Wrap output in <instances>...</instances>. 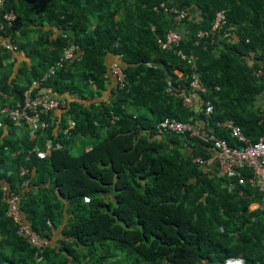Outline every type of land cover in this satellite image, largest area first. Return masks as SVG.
Here are the masks:
<instances>
[{
  "label": "trees",
  "instance_id": "1",
  "mask_svg": "<svg viewBox=\"0 0 264 264\" xmlns=\"http://www.w3.org/2000/svg\"><path fill=\"white\" fill-rule=\"evenodd\" d=\"M163 4L189 9L193 17L173 23ZM4 8L17 13L7 32L19 43L15 52L0 48V92L8 95L0 105L20 100L24 86L17 78L29 83L42 74L68 36L81 59L59 67L45 85L58 94L86 93L88 100L68 106L75 121L69 134L49 126L31 137L26 128L22 146L12 134L4 140L5 125L14 122L3 119L0 184L17 189L22 221L49 240L39 249L16 233L0 189V264H264V189L194 161L209 153L198 137L156 132L169 117L207 123L231 146L238 143L218 120L231 119L252 140L264 135V0H5ZM220 9L226 25L198 39L196 32L209 30ZM170 24L183 35L179 48L197 56L193 71L206 86L201 98L213 106L208 114L203 102L196 110L175 90L165 91L186 84L175 67L192 70L157 43ZM19 51L26 59L10 79L3 59ZM116 53L126 83L111 89L114 99H97ZM102 128L106 135L96 137ZM46 137L61 147L44 157L29 152L34 145L43 149ZM80 137L93 141L73 155L71 143ZM253 200L259 205L251 209Z\"/></svg>",
  "mask_w": 264,
  "mask_h": 264
},
{
  "label": "built area",
  "instance_id": "2",
  "mask_svg": "<svg viewBox=\"0 0 264 264\" xmlns=\"http://www.w3.org/2000/svg\"><path fill=\"white\" fill-rule=\"evenodd\" d=\"M169 11L176 13L177 17L185 15V11L177 8H167ZM4 18L10 16L3 15ZM226 23V17L224 9L216 10L213 21L210 24L209 31L199 30L197 35L202 37L209 33H215L219 31L222 25ZM66 36V34H64ZM181 36L179 33L173 30H168L164 36V39H159L158 43L162 48H174L176 52L186 60L191 67L195 68V56L186 55L181 49L177 48L180 43ZM5 48H10L11 45L6 41H2ZM75 56H79L78 45L67 37L66 43L63 47L62 56L48 68V71L39 79H35L31 84L24 89L20 102H16L14 106L0 107V125L3 118H8L15 124L22 125L24 128H28L29 135L33 137L36 130L43 129L47 126V122L41 117L42 114L50 111L56 107L60 100L56 99L48 92L41 90L40 84L47 78L49 74H52L55 69L63 64L64 60L72 59ZM110 74L114 75L116 81L121 85L124 82V73L121 67L112 62L109 68ZM258 73L260 70L257 71ZM188 75H186L187 77ZM172 84L166 87V91L175 90V95L181 98L183 104L194 105L198 104L197 97L192 96L184 88L172 89ZM190 86L198 91H204L205 87L199 81L195 72L190 75ZM40 88V90L34 91ZM205 107V112L209 113L212 110V105L208 102ZM116 118V117H114ZM73 124V122H71ZM218 125L227 130L231 137L238 142L237 147L230 146L223 138L216 136L212 131L207 130L204 123L194 124L188 121H181L175 118H165L157 124V132L163 133L168 131L175 132H188L189 135L196 136L203 142L210 143L208 156L202 157L198 155L194 157V160L202 165H212L217 167V173L227 177H238L240 184L248 182L250 185L256 186L259 189L264 188V136H260L257 140H251L242 131V129L235 125L231 120L218 121ZM66 132V130H65ZM61 144L59 142L54 143L51 138L45 140V150L38 152L39 154L47 153L51 148H59ZM239 169H244L242 176H240ZM26 172L25 169H21L19 172L22 175ZM2 198L6 204V214L18 223L16 233L23 237L30 245L41 248L47 244V238L39 235L37 232L31 229L29 224H22L18 213L19 195L11 191L9 187L4 184L1 185Z\"/></svg>",
  "mask_w": 264,
  "mask_h": 264
},
{
  "label": "clouds",
  "instance_id": "3",
  "mask_svg": "<svg viewBox=\"0 0 264 264\" xmlns=\"http://www.w3.org/2000/svg\"><path fill=\"white\" fill-rule=\"evenodd\" d=\"M4 5H5V0H0V48H2V49H7V50H9V51H12V52H15V51H17L18 50V41H19V38L18 37H11V36H9V33L7 32V30L12 26V23L17 19V13L14 11V10H12V9H9V10H7V9H5L4 8ZM163 7L165 8V10H166V12L171 16V18H172V20H174L175 22H173V23H178V22H180L181 21V19L182 18H184L185 16H187V18L188 19H190V18H192L193 17V13L191 12V11H189V9L187 10H185L184 8H181L182 10H184L186 13H185V15H183L182 17H177V15H176V13H174L172 10L171 11H169V10H167V8H175L174 6H170V7H165L164 6V4H163ZM178 9V8H177ZM3 15H6V16H10L9 18H4V16ZM215 16V15H214ZM226 17V16H225ZM224 25H226L225 23L222 25V27L224 26ZM221 27V28H222ZM221 28L220 29H218V30H221ZM168 30H173V31H176L177 33H179L180 34V36H181V39H180V43H181V41L183 40V35L181 34V32H179L178 30H176V28L174 27V26H172V24H170L166 29H165V33H164V35H163V38H159V39H164V36H165V34L167 33V31ZM199 31V30H198ZM197 31V32H198ZM207 31H209V30H207ZM197 32H196V36H197V38L199 39L200 37L197 35ZM217 32H219V31H216L215 33H213V34H216ZM62 35H64V34H66L65 32H60ZM212 34V33H211ZM14 36H17L18 35V32H16V31H14V34H13ZM67 35V34H66ZM208 35V34H207ZM68 36V35H67ZM205 36V35H204ZM229 34L227 33V35H223V37L225 38H228L229 39ZM68 38H70L71 40H73L76 44H77V41H75V39H73L72 37H69L68 36ZM159 39H157V43H158V40ZM198 39L195 41V43H197V41H198ZM6 41L7 43H9L10 45H11V47L10 48H5L4 47V45L2 44V41ZM179 43V44H180ZM78 45V44H77ZM158 45H159V43H158ZM160 46V45H159ZM64 47V46H63ZM161 47V46H160ZM162 48V47H161ZM177 48H179V45L177 46ZM162 49H165V48H162ZM167 49H172V50H174V51H176L174 48H167ZM179 49H181V48H179ZM182 50V49H181ZM183 51V50H182ZM78 52H79V56L77 57V56H75V57H73L72 59H68V60H64L63 61V64L61 65V66H59V67H62L63 65H65V63L66 62H69V61H71V60H73V59H76L77 61L78 60H80L81 59V55H82V52H81V50L79 49V45H78ZM184 52V51H183ZM62 53H63V48H62ZM62 53H61V55L52 63V64H50L49 66H48V68L51 66V65H53V64H55V62L62 56ZM177 53V52H176ZM185 53V52H184ZM178 54V53H177ZM186 55H193V54H188V53H185ZM179 55V54H178ZM114 56L116 57V59H113V60H111L109 63H108V69H107V71H106V73L108 74V76L109 77H107V79H106V81H105V84H106V87L102 90V93L98 96V97H101V98H98V99H101V100H105V101H109V100H111V99H114V95L115 94H111L110 93V91H111V89L112 88H114V87H116V88H120V87H124V85H125V83H126V78H125V72H124V70L122 69V66L120 65V63H119V59H120V57H121V54L120 53H116V54H114ZM180 56V55H179ZM181 57V56H180ZM183 59V58H182ZM184 60V59H183ZM197 56L195 57V62L197 63ZM186 61V60H185ZM112 62H116L120 67H121V69H122V71H123V73H124V82H123V84H119L117 81H116V79H115V77H114V75H112V74H110V72H109V68H110V65H111V63ZM188 64V63H187ZM189 65V64H188ZM59 67H57L56 69H55V71L59 68ZM191 67V66H190ZM48 68L46 69V70H44L43 72H42V74H40L38 77H34V78H31V81L29 82V83H27V85H24V89L25 88H27L30 84H31V82L33 81V80H35V79H39L40 77H42L47 71H48ZM192 68V70H191V72L190 73H184L183 72V70L182 69H180L179 67H175L174 68V72L176 73V70H179L180 71V74H177L178 76H181V77H183V79L186 81V84H185V86H181L180 87V85H178V86H175V88H177V87H179V88H184V89H186L187 90V92H189V93H191L192 94V96H194V97H197V99H196V101L198 102V104H196V103H194V105H189V107H194L196 110H198L201 106H202V104H201V102H203L204 104H205V106H204V109H205V107H206V105H207V103H205V101H208L209 102V100H203L202 98H201V95H202V93H204L205 92V90H206V86L203 84V82L201 81V79H200V77H199V74H198V72H196V71H193V67H191ZM195 68H196V66H195ZM55 71L52 73V74H54L55 73ZM258 71V70H257ZM256 71V72H257ZM193 72H195V74L197 75V77H198V79H199V81L203 84V86L205 87V90L204 91H198L197 89H194V88H192L191 86H190V75L193 73ZM52 74H49L48 76H47V78L45 79V80H43L42 81V83L40 84V88H41V90H43V91H46V92H48L50 95H52L53 97H55L56 99H59L60 100V103L56 106V107H54L53 109H51L50 111H48V112H46V113H44V114H42V118L47 122V126H45L43 129H41V130H43V131H45L46 130V128L47 127H49V126H51V127H53V129H54V125L51 123L52 122V118H51V114L53 113V111L54 110H56V109H58L59 107H62V108H64L65 109V111L67 112V109H68V106L70 105L68 102H65V98L63 97V96H61L60 94H58L57 92H54V91H52V90H45L44 89V86H47V85H45V81L49 78V76L50 75H52ZM186 75H188L187 77H186ZM40 88H38V89H36V90H34V91H37V90H40ZM24 89H23V91H24ZM165 91H166V89H165ZM104 92H109V94L107 95V97L106 98H103L102 97V94L104 93ZM167 92V91H166ZM23 93V92H22ZM22 93H21V97H20V100H21V98H22ZM177 96V95H176ZM178 97V96H177ZM180 98V97H179ZM20 100H17V101H15L13 104H11V105H7V104H1L0 105V107L1 106H7V107H11V106H14V104L16 103V102H20ZM180 100H181V98H180ZM182 102V101H181ZM210 103V102H209ZM183 104V103H182ZM211 104V103H210ZM184 105H186V104H184ZM212 105V104H211ZM186 106H188V105H186ZM212 108H213V106H212ZM68 113V112H67ZM210 113V112H209ZM69 114V120H68V122L66 121V123L64 124V125H60V123H59V125H58V127L56 128V129H54L55 131H62L64 134H69V130L71 129V128H73L74 126H75V121H74V119L71 117V115H70V113H68ZM205 114H208V113H206L205 112ZM114 117H116V118H114ZM3 119H8V118H3V116H2V124H3ZM117 119V116L116 115H114L112 118H111V121H114V120H116ZM8 120H10V119H8ZM164 120V119H163ZM225 120H231V119H225ZM11 121V120H10ZM218 121H224L223 119L222 120H218ZM217 121V122H218ZM232 121V120H231ZM71 122H73V124H71ZM188 122H190V121H188ZM217 122H216V125H218L217 124ZM233 122V121H232ZM194 124H197V123H203V122H199L198 120H196L195 122H193ZM1 124V125H2ZM0 125V126H1ZM204 127L207 129V130H210V131H212L210 128H209V126L207 125V123H204ZM206 125L208 126V127H206ZM236 125V124H235ZM218 126H220V125H218ZM238 126V125H237ZM222 127V126H221ZM28 129V128H27ZM103 129V130H102ZM102 129H100L101 131H105V128H102ZM224 129V128H223ZM65 130H66V132H65ZM225 130V129H224ZM227 131V130H226ZM156 132H157V126H156ZM168 132H170V131H168ZM168 132H163V133H158L157 132V134L158 135H162V134H166V133H168ZM213 132V131H212ZM228 132V131H227ZM183 133H185V132H183ZM182 133V134H183ZM214 133V132H213ZM229 133V132H228ZM29 134V133H28ZM215 134V133H214ZM216 135V134H215ZM229 135H230V133H229ZM192 136V135H191ZM217 136V135H216ZM231 136V135H230ZM260 136H264V135H260ZM260 136H258L255 140H257ZM219 137V136H218ZM248 137V136H247ZM47 138H52V137H46L45 138V140L47 139ZM220 138H222V137H220ZM233 138V137H232ZM249 138V137H248ZM234 139V138H233ZM44 140V141H45ZM223 140H225V139H223ZM236 140V139H235ZM252 140V139H251ZM226 141V140H225ZM254 141V140H253ZM227 142V141H226ZM228 143V142H227ZM238 143V142H237ZM209 146H210V143H209ZM209 146H208V150H209ZM231 146V145H230ZM237 146H238V144H237ZM237 146H232V147H237ZM87 147V146H86ZM60 148V147H59ZM52 149V148H51ZM51 149L47 152V153H45V154H39L38 152H43L44 150H45V144H44V148L43 149H41L38 145H34L32 148H30L29 149V152H35L34 154H36L38 157H44L45 155H47L50 151H51ZM198 155H201L202 157H203V154H198ZM198 155H195L194 157H196V156H198ZM194 157H193V160H194ZM195 161V160H194ZM200 165H202V164H200ZM203 166H205V165H203ZM213 166H215L214 164H212V165H206L205 167H210V168H212ZM25 169L26 170V172H23L22 173V175H26L27 174V168H26V166L25 165H21V166H18V168H17V174H18V176H21L22 177V175H20L19 174V172L21 171V169ZM217 170V169H216ZM240 170V169H239ZM241 170H244V169H241ZM227 177V176H226ZM239 183V182H238ZM245 183V182H244ZM248 183V182H247ZM4 184H6V183H1L0 184V189H1V185L3 186ZM240 184V183H239ZM249 184V183H248ZM7 185V184H6ZM26 185V182L25 181H23V182H20V185L18 186V187H23V186H25ZM8 186V185H7ZM251 186H253V185H251ZM9 187V186H8ZM253 187H256V186H253ZM256 188H258V187H256ZM9 189L11 190V191H14V192H16L18 195H19V197H20V194H19V192H17V189H11L10 187H9ZM259 189V188H258ZM264 189V188H263ZM263 189H259V190H263ZM33 190L34 191H36V188L34 187L33 188ZM1 199H2V202L5 204V202L3 201V198H2V189H1ZM19 201H20V199H19ZM85 201L87 202L88 201V199L86 198L85 199ZM253 203H255V205H253ZM259 205V201L258 200H253L250 204H249V207L251 208V209H253V208H256L257 206ZM5 206H6V204H5ZM6 211H7V207H6ZM18 213H19V203H18ZM7 215V214H6ZM19 216H20V213H19ZM10 218H12V217H10ZM20 220H21V223L22 224H25L23 221H22V219H21V216H20ZM14 221V220H13ZM14 223H15V225H16V228H17V225H18V223H16L15 221H14ZM26 224H28V223H26ZM30 226V225H29ZM32 229V228H31ZM33 230V229H32ZM35 231V230H34ZM36 232V231H35ZM38 233V232H37ZM39 235H40V233H38ZM42 236V235H41ZM44 237H46V236H44ZM23 238V237H22ZM47 238V237H46ZM48 239V238H47ZM49 240V239H48ZM48 240H47V242H48ZM52 242H53V240H52ZM29 244V243H28ZM32 246V245H31ZM235 264H244V262H243V260H237L236 262H235Z\"/></svg>",
  "mask_w": 264,
  "mask_h": 264
},
{
  "label": "crops",
  "instance_id": "4",
  "mask_svg": "<svg viewBox=\"0 0 264 264\" xmlns=\"http://www.w3.org/2000/svg\"><path fill=\"white\" fill-rule=\"evenodd\" d=\"M12 58L13 59H10V61H9V58L3 59V63L4 64H8V65L11 66V72L12 73H11V78L10 79L17 78V76H19L17 74L16 67H18L21 64L20 59H23V58L26 59V57H24L23 53H21L20 51L19 52H16V53H13V57ZM113 59H116V57L114 55L110 58V60L108 61V63L111 60H113ZM17 61L19 63H16ZM176 73L177 74H180V71L179 70H176ZM17 79H18V81H20V83H21L22 86H24V85L27 84L26 81L24 80V77H19ZM44 89L47 90V91L48 90L50 91L51 90V87L50 86H44ZM108 94H109V92H104L102 94V97L103 98H106ZM60 95L65 98V102H68L69 104L73 105L76 108L79 107V105H77V104H82V106H85L86 105V101L88 100L86 93L84 94V97L85 98L80 97L79 95H77V93L71 94V93L66 92V93H62ZM0 96H2L3 98H8V95H6L3 92H0ZM98 98H101V97H97V99ZM51 118H52V122L51 123L54 125V129H56L58 127L59 123H60V125H64L66 123V121L68 122V120H69L70 117H69V114L65 111L64 108L59 107L58 109H56V110L53 111V113L51 114ZM21 130H23L24 133L20 135L19 132ZM11 134L14 135L15 139L17 140V144L16 145H19V146L24 145L23 142H24V139H26L27 136H26L25 128L22 127V125L21 126L18 125V124H15L14 125V123H13V126H11L9 124L8 125H5L4 130L2 132V135H3L4 140L7 137H9ZM72 143L75 144L74 141H72ZM76 144H79L78 141H76ZM85 148H86V146H85ZM56 233H58V231H56ZM55 236H57V235H54L53 237H55Z\"/></svg>",
  "mask_w": 264,
  "mask_h": 264
},
{
  "label": "rangeland",
  "instance_id": "5",
  "mask_svg": "<svg viewBox=\"0 0 264 264\" xmlns=\"http://www.w3.org/2000/svg\"><path fill=\"white\" fill-rule=\"evenodd\" d=\"M226 38V37H225ZM227 40H229L228 38H226ZM19 132V131H18ZM20 135L24 133L23 130H21ZM105 131H100L99 136L97 135L96 137H102L105 136ZM78 139V140H77ZM76 141H78L79 144H76ZM93 141V137H80V138H75L74 139V143H71L70 146V152L73 155H79L80 153H82L83 151H85L86 149L89 148V146L91 145V142ZM85 146H87L85 148ZM253 205H255V203H253Z\"/></svg>",
  "mask_w": 264,
  "mask_h": 264
}]
</instances>
